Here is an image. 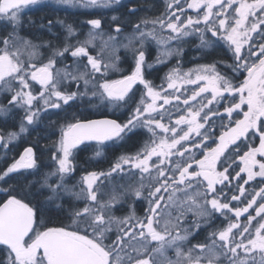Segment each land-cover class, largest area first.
<instances>
[{
  "label": "snow or ice",
  "instance_id": "6c2138e0",
  "mask_svg": "<svg viewBox=\"0 0 264 264\" xmlns=\"http://www.w3.org/2000/svg\"><path fill=\"white\" fill-rule=\"evenodd\" d=\"M41 2L0 0V17L15 28L21 13ZM59 2L93 8L119 0ZM186 9L195 11L197 17L182 19L177 15ZM87 23L91 28L83 39L66 25L63 45L53 48L46 62L39 64L34 62L37 45L12 33L0 38V92L11 93L8 103L25 109L27 124L38 122L40 113L49 107L59 109L77 98L78 92L61 87L66 82H74L78 90L83 82V94L91 86L93 96L99 95L114 106L134 105L123 123L73 118L61 128L52 155L57 166L46 174L41 186L51 193L48 200H61L62 194L68 193L83 201V206L71 208L67 224L51 226L47 206L33 203L30 192L18 194L10 186L0 188V193H7L0 202V246H5L7 257L0 264H264V186L259 190L253 187L247 195L245 188L257 177L264 185V0H185V4L168 0L165 15L135 24L132 34L123 37L127 43H122L121 26L105 33L100 19ZM149 24L152 30L145 31ZM200 24L205 28H193ZM157 25L175 36L158 37ZM191 31H209L227 46L233 60L228 67L234 77L221 75L212 64L183 74L174 69L166 77V87L153 85L144 75L145 39L165 44ZM72 37H77L75 43L69 42ZM137 39L139 48L134 45ZM201 42L212 43L203 36ZM121 46L131 51L134 68L130 74L110 79V70L120 71L116 52ZM65 54L72 58L71 64ZM58 59L62 68L56 67ZM36 84L40 88L34 92ZM137 84L142 85L136 89L138 103L133 93ZM186 84L198 87L181 91ZM168 89L173 91L162 95ZM161 100L163 105L179 102L175 108L180 114L174 121L169 115L164 122L166 110L159 104ZM213 117L219 120V132ZM140 128L150 135L138 152L120 156L107 171L84 176L78 192L68 187L65 180L74 171L75 148L85 141L124 139ZM26 131L22 122L19 133H7V142ZM0 143L7 146L4 135H0ZM36 168L35 152L26 147L0 171V181L7 185L5 178L10 174ZM114 173L132 183L120 185V193L115 187L103 191L100 178ZM241 174H246V179ZM52 176H58V181L49 183ZM234 181L238 183L233 191ZM129 191L145 202L143 216H137L134 208L125 216L114 215L116 204L123 203ZM228 191L232 194L225 199ZM189 213L197 218L191 221V231L184 224ZM216 213L227 223L208 232L204 241L191 242L201 227L199 218H212Z\"/></svg>",
  "mask_w": 264,
  "mask_h": 264
},
{
  "label": "trees",
  "instance_id": "16d2710c",
  "mask_svg": "<svg viewBox=\"0 0 264 264\" xmlns=\"http://www.w3.org/2000/svg\"><path fill=\"white\" fill-rule=\"evenodd\" d=\"M167 3L168 0H124L123 3L110 6L107 9L103 7L99 10L89 11L79 4L71 6L62 4L59 0H50L44 2L41 6L25 9L20 15V23L15 25V28L13 27V23L7 18L0 17V38L7 37L12 33L23 40L30 41L32 44L38 46L35 49L38 53V61L46 62L50 51L57 46L63 45L65 37L67 36L66 25H71L76 30L77 36L83 39L91 28V25L87 21L90 19H100L101 27L105 33L113 31L117 25L121 26L122 43H127V40L123 39V37L132 34L134 25L145 19L152 20L157 17H163L167 10ZM181 4H185V0H181ZM176 7L178 8L179 5ZM201 12H203V9H201ZM177 15H181L183 19L188 15L196 18L198 14L192 9H186L184 13L177 12ZM113 17H116V19L113 20ZM142 27L145 26L142 25ZM152 28L153 25L149 24L145 27V31H150ZM193 28L204 29L205 25H194ZM262 28H264V25ZM156 35L158 37L160 35L164 37L169 35L175 36L170 30L162 31L158 25L156 26ZM202 36L205 41H212V43L207 45L202 44ZM76 38H70L69 42L75 43ZM255 38L256 34H254ZM134 45L137 48L140 47L139 39L134 41ZM0 47H3V45L0 44ZM144 51L146 65L144 68L145 78L156 86L165 85L167 75L174 69H178L182 73L212 64H215L216 71L221 75L230 78L234 77V73L228 67V65L233 63L232 52L228 50L222 41L217 42V38L213 37L209 31H191L190 35L174 38L165 44H158L155 40L148 37L144 41ZM65 55L67 56V62L71 64L72 58L67 54ZM116 55L120 58L117 62V68L120 71L110 70L108 72V78L110 79H119L123 75L130 74L134 68L130 50L121 46L116 52ZM158 56L160 57L159 60H157ZM21 58L27 59L26 56H22ZM56 67H63L59 59L57 60ZM237 82L236 79H233V83ZM61 87L66 88L70 92H78L77 98L67 105L62 104L59 109L51 110V107H49L46 111H42L38 122L29 127L26 135H20V139H17L7 147L3 144V147L0 149V171H3L14 159L19 158L26 147L33 148L37 160V168L10 174L9 177L5 178L8 184L6 185L3 181H0V188L10 186L18 194L21 192H30L32 195L29 196V199L33 203L47 206V215L53 222L51 226H57L60 222L67 224L69 222L68 214L71 208L73 206H83L82 200H76L74 196L68 193H63L61 200H48L47 197L51 193L46 187L41 186L46 174L55 171V161L52 159V155L55 151L54 143H58L60 139L61 128L67 122L73 120V118H79L81 120L111 118L123 123L130 114L131 107L134 106L131 104L124 107L119 105L114 106L113 102L102 100L99 95L93 96L91 86H89L87 94H83V82H81L79 90L76 88L74 82H66ZM138 88H142V85H136L133 89V93L136 94V103L140 99V93L136 91ZM9 97L10 95L8 96L6 92H0V109L6 108L4 110L8 109L10 111L13 108L8 103ZM124 103L120 102V104ZM178 103L177 101H173L171 105L165 107L164 122L168 121L169 115H171L173 121L178 117L180 113L175 108V105ZM183 107L184 105L180 104V108ZM220 111H223V108ZM24 116L25 111L18 110L15 112L11 110L6 117L0 116V135L5 136L6 142L7 133H18L22 122L26 125ZM212 119L217 121L215 131L219 132L221 129L219 128L218 118L213 117ZM209 123L211 124L212 120ZM149 135L146 129L140 128L131 133H127L124 139L115 138L103 143L92 141L79 145L75 149L72 157L74 171L66 178L65 183L73 192H78L84 176L91 172L99 173L107 171L120 156L135 154L143 147ZM229 151H231V148ZM241 176L242 179H246V174H241ZM100 179L104 182L102 190L105 192H110L115 187L116 192L120 193V185L127 186L129 183H132L126 177L122 178L121 175L115 173L112 177L107 179L101 177ZM57 181L58 176L49 178V183H55ZM97 183L99 184V181ZM236 183L238 182H233V191ZM261 186L264 185L261 184V180L259 179L250 181L245 185L246 195L253 187L259 190ZM231 194L232 191H228V196L225 199H228ZM6 195L7 193H0V202L3 201ZM57 203L61 204L62 207L57 208ZM236 203L235 201L232 202V204ZM133 208L137 216H143L146 204L142 199H137L131 195L129 191V194L123 197V203L116 204L113 213L118 217L125 216ZM195 219L197 218L189 213L188 219L184 221L185 226L189 227L190 231L192 230L190 227L191 221ZM243 219L244 217H241L242 221ZM199 223L201 227L190 238L193 243L204 241L208 232L214 228L222 227L227 221L219 213H216L212 218H199ZM3 249L4 247L0 246V261H5L7 257V253Z\"/></svg>",
  "mask_w": 264,
  "mask_h": 264
},
{
  "label": "rangeland",
  "instance_id": "374dc122",
  "mask_svg": "<svg viewBox=\"0 0 264 264\" xmlns=\"http://www.w3.org/2000/svg\"><path fill=\"white\" fill-rule=\"evenodd\" d=\"M44 1H50V0H42V2H44ZM123 1L124 0H119V3H111V4H109V6L108 7H110V6H113V5H118V4H120V3H123ZM33 7V6H32ZM82 7V6H81ZM108 7H104V8H108ZM100 8H103V7H93V8H87L89 11H95V10H99ZM112 8V7H111ZM215 11V10H214ZM229 12H231V9H229ZM257 15H259V13L257 14ZM215 19V18H214ZM263 26V25H262ZM261 26V27H262ZM195 69H198V68H195ZM194 70V69H193ZM190 71V70H189ZM186 72H188V71H186ZM186 72H180L181 74H183V73H186ZM32 83H35V82H32ZM201 83H203V82H201ZM137 85H139V84H137ZM166 85H167V80H166V83H165V87H166ZM198 87V85H184V87H183V89H181V91H188V90H191V89H194V88H197ZM40 88V86L38 85V84H36L35 85V89H34V91L35 90H38ZM173 90L172 89H168V91L167 92H162V95H168L169 93H171ZM7 93V95L9 96V95H11V93H9V92H6ZM175 101V100H174ZM0 102H1V100H0ZM71 102V101H70ZM69 102V103H70ZM178 102V101H177ZM159 104H161V105H163V100H161V101H159ZM11 105V104H10ZM169 105H171V104H169ZM169 105H163V107H164V109H165V107H168ZM12 107L13 108H11L10 109V111L12 110L13 112H15V111H22V112H24L25 111V109L24 108H22V107H19V106H16V105H12ZM4 109H6V108H4ZM4 109H0V116H2V117H6L7 116V114L10 112L8 109L7 110H4ZM56 109V108H55ZM7 112V113H6ZM23 115V114H22ZM32 125V124H31ZM31 125H29V124H27V121H26V128H27V131L26 132H28V130H29V127L31 126ZM20 130V129H19ZM19 130H18V133H19ZM26 132H24V133H20L19 134V136L21 135H26ZM17 139H15V140H12L11 142H6L8 145H10V144H13L15 141H16ZM7 145V146H8ZM6 146V147H7ZM258 146V145H257ZM74 151H75V149L73 150V153H74ZM56 161H55V164H54V167L56 168ZM15 174V173H14ZM55 177V176H54ZM258 178V177H257ZM202 218H204V219H206L207 217H201V219Z\"/></svg>",
  "mask_w": 264,
  "mask_h": 264
},
{
  "label": "flooded vegetation",
  "instance_id": "af4514ba",
  "mask_svg": "<svg viewBox=\"0 0 264 264\" xmlns=\"http://www.w3.org/2000/svg\"><path fill=\"white\" fill-rule=\"evenodd\" d=\"M44 2H46V1H44ZM44 2H41V3H39L38 5H35V6H33V7H36V6H41V5H42ZM31 7H32V6H31ZM31 7H30V8H31ZM34 62H35V63H37V64H39V63H40V62L38 61V57H37V58L34 60ZM51 110H56V109H55V108H51ZM26 134H27V132H26ZM17 139H20V136H19ZM84 143H86V142H84ZM3 144H4V143H2V145H1V148L3 147ZM6 144H7V143H6ZM7 145H8V144H7ZM81 145H82V144H81ZM78 147H79V146H78ZM78 147H77V148H78ZM1 148H0V149H1ZM75 149H76V148H75ZM22 153H23V152H22ZM22 153H21V154H22ZM256 179H259V180H261V178H260V177H258V178H256ZM257 202L259 203V199H258V201H257ZM112 235H114V233H113ZM168 254H169L170 256L172 255V253H171V252H169Z\"/></svg>",
  "mask_w": 264,
  "mask_h": 264
},
{
  "label": "water",
  "instance_id": "95a60500",
  "mask_svg": "<svg viewBox=\"0 0 264 264\" xmlns=\"http://www.w3.org/2000/svg\"><path fill=\"white\" fill-rule=\"evenodd\" d=\"M101 119H111V118H101ZM1 145H2V143H0V148H1ZM3 247H5V246H3Z\"/></svg>",
  "mask_w": 264,
  "mask_h": 264
}]
</instances>
